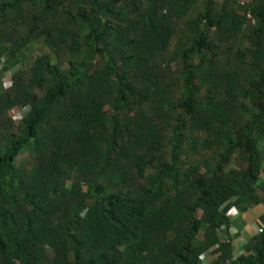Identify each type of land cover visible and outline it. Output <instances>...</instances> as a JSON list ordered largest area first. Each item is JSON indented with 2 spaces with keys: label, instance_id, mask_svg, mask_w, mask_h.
<instances>
[{
  "label": "trees",
  "instance_id": "trees-1",
  "mask_svg": "<svg viewBox=\"0 0 264 264\" xmlns=\"http://www.w3.org/2000/svg\"><path fill=\"white\" fill-rule=\"evenodd\" d=\"M0 42L44 50L0 93V264H264V216L229 232L264 208V0H0Z\"/></svg>",
  "mask_w": 264,
  "mask_h": 264
},
{
  "label": "crops",
  "instance_id": "crops-1",
  "mask_svg": "<svg viewBox=\"0 0 264 264\" xmlns=\"http://www.w3.org/2000/svg\"><path fill=\"white\" fill-rule=\"evenodd\" d=\"M42 48V44L32 46L14 58L9 54V46L0 42V93L10 85V77L13 73L32 66V62L39 55L38 50L44 51ZM262 150L264 159V144ZM262 178L264 179V174ZM262 216H264V208L251 202L242 203L230 211L231 228L229 232L237 252H242L247 240L257 233Z\"/></svg>",
  "mask_w": 264,
  "mask_h": 264
},
{
  "label": "built area",
  "instance_id": "built-area-1",
  "mask_svg": "<svg viewBox=\"0 0 264 264\" xmlns=\"http://www.w3.org/2000/svg\"><path fill=\"white\" fill-rule=\"evenodd\" d=\"M257 0H237V3L239 6L243 8H249L252 6ZM248 20H250L253 24L255 23V20L251 14V12H244L243 13ZM29 112V108H16L11 112V118L14 122L19 123L23 120V118L26 116V114ZM260 231V230H258ZM242 252H236L235 256L233 257V260H235L238 256H240ZM213 259V256L211 252H206L202 256V261L204 264H209L211 260ZM226 264H229L227 262Z\"/></svg>",
  "mask_w": 264,
  "mask_h": 264
},
{
  "label": "rangeland",
  "instance_id": "rangeland-1",
  "mask_svg": "<svg viewBox=\"0 0 264 264\" xmlns=\"http://www.w3.org/2000/svg\"><path fill=\"white\" fill-rule=\"evenodd\" d=\"M38 46H39V45H38ZM10 79H11V77H10ZM7 80H9V78H7ZM25 157H26V156H23L22 159H23V158L25 159Z\"/></svg>",
  "mask_w": 264,
  "mask_h": 264
}]
</instances>
